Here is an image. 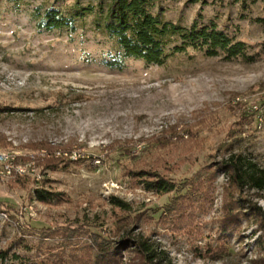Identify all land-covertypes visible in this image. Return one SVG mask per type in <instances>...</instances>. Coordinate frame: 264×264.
I'll return each mask as SVG.
<instances>
[{
  "label": "rangeland",
  "instance_id": "374dc122",
  "mask_svg": "<svg viewBox=\"0 0 264 264\" xmlns=\"http://www.w3.org/2000/svg\"><path fill=\"white\" fill-rule=\"evenodd\" d=\"M74 1L0 0V152L15 155L12 167L34 162L23 182L0 178V250L35 264L92 263L97 241L130 235L163 264H261L254 239L264 232L251 219L222 231L215 165L238 152L264 167V0H155L163 20L213 22L245 44L231 59L188 48L158 65L122 57L95 12L73 29L42 25L45 9L67 14ZM51 154L64 159L43 168ZM142 169L174 189H144ZM37 187L52 198L36 200ZM118 250L115 264L136 263Z\"/></svg>",
  "mask_w": 264,
  "mask_h": 264
},
{
  "label": "trees",
  "instance_id": "16d2710c",
  "mask_svg": "<svg viewBox=\"0 0 264 264\" xmlns=\"http://www.w3.org/2000/svg\"><path fill=\"white\" fill-rule=\"evenodd\" d=\"M155 0H88L81 4L75 0L71 5V12L63 14L59 9L50 7L45 9L40 22L47 28H74V21L85 14H98L97 27L117 45L122 57L142 59L149 64H162L168 57L185 52L188 48L203 51L206 55L216 56L222 53L226 59L242 56L245 50L243 41L235 40L216 24L198 26L193 22L190 26H182L172 21L163 20L152 11ZM187 137L195 136L187 131ZM53 151L54 147L47 146ZM63 148V147H62ZM67 147L64 146L63 150ZM63 156V155H61ZM63 157H54L53 154L43 160V168L54 167ZM225 175V187L222 193L223 220L222 231L233 226L240 215L251 219L256 230L264 232V210L248 196L251 193L264 196V167H259L246 155L229 153L215 165ZM144 189L163 194L174 189V185L161 175L157 169L139 171ZM16 181L23 182L24 177L16 176ZM42 182V178L37 181ZM48 193L51 198L54 193L43 191L41 187L34 189V198L39 202H46L43 194ZM247 192V193H246ZM121 210H126V203L114 198L111 201ZM254 232V231H253ZM127 234V233H126ZM255 234V233H254ZM261 235L254 241L259 249L261 264H264V240ZM120 242V243H119ZM114 244V243H113ZM125 247L137 256L134 264H163L159 251L142 237L123 235L121 239L110 245L103 238L94 245V255L91 263L88 259L78 257L80 264H115L119 254L118 248ZM120 255V254H119ZM0 264H35L18 253L9 252V249L0 250Z\"/></svg>",
  "mask_w": 264,
  "mask_h": 264
},
{
  "label": "built area",
  "instance_id": "2783aa9c",
  "mask_svg": "<svg viewBox=\"0 0 264 264\" xmlns=\"http://www.w3.org/2000/svg\"><path fill=\"white\" fill-rule=\"evenodd\" d=\"M14 156L9 151H5V155H0V178L22 177L28 175L29 172H34V162H30V169H22L20 166L9 167V160L13 159Z\"/></svg>",
  "mask_w": 264,
  "mask_h": 264
},
{
  "label": "bare ground",
  "instance_id": "6f19581e",
  "mask_svg": "<svg viewBox=\"0 0 264 264\" xmlns=\"http://www.w3.org/2000/svg\"><path fill=\"white\" fill-rule=\"evenodd\" d=\"M0 155H5V153L4 152H0ZM14 159V158H13ZM13 159H11V160H9V167H12L11 165H12V163H13ZM29 164V163H28Z\"/></svg>",
  "mask_w": 264,
  "mask_h": 264
}]
</instances>
